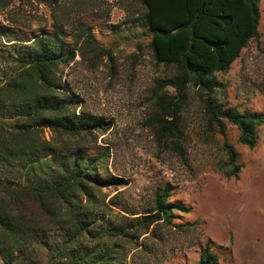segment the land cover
I'll return each mask as SVG.
<instances>
[{
  "label": "rangeland",
  "instance_id": "rangeland-1",
  "mask_svg": "<svg viewBox=\"0 0 264 264\" xmlns=\"http://www.w3.org/2000/svg\"><path fill=\"white\" fill-rule=\"evenodd\" d=\"M258 7L259 39L248 43L227 73L215 75L213 96L221 109L264 118V0ZM143 13L136 0H60L50 8L38 0H0V78L14 69V51L34 37L59 34L68 51L83 46L89 29L104 52L84 47L58 74L77 103L76 114L109 125L80 142L69 140L89 155H103L102 177L121 180L95 191L97 204L90 208L133 227V218L149 215L155 191L169 186V201L188 211L175 213L170 225L129 230L128 238L117 241L121 264H198L205 247L216 264H264V124L249 149L239 143L235 126L209 123L206 96L189 87L179 115L181 154L165 146L153 118L158 99L175 91L158 81L172 78L176 69L152 58ZM42 137L51 134L45 129ZM225 145L238 155L236 177ZM36 204L28 199L11 208L43 227L17 253L19 264H51L68 233L66 222H47Z\"/></svg>",
  "mask_w": 264,
  "mask_h": 264
},
{
  "label": "trees",
  "instance_id": "trees-1",
  "mask_svg": "<svg viewBox=\"0 0 264 264\" xmlns=\"http://www.w3.org/2000/svg\"><path fill=\"white\" fill-rule=\"evenodd\" d=\"M59 1L38 0L49 8ZM136 1L144 9L140 23L148 32L152 58L158 65L176 69L172 78L158 81L160 88L175 91L156 103L153 123L163 144L181 154L179 115L192 87L206 96L209 123L221 128L223 121L228 122L238 129L239 143L254 148L264 118L250 110L221 109L213 94L215 75L227 73L248 43L259 39V0ZM86 35L82 47L66 51L59 34L42 33L14 51V69L0 78L1 264H19L17 253L43 228L11 209H20L28 199L38 204L36 210L47 222L68 226L51 264H121L117 241L128 238L129 230H137V225L142 230L170 225L175 213L188 212L182 203L169 201V186L155 191L149 215L133 218L137 223L133 227L90 208L97 204L95 191L118 186L121 180L101 176L103 155H89L80 143L76 147L69 143L109 129L100 120L76 114L77 103L61 87L60 67L73 62L76 51L81 56L84 47L104 52L89 29ZM45 129L51 134L49 140L42 137ZM225 148L230 174L236 177L241 169L236 164L238 155L228 145ZM198 264H216L208 247Z\"/></svg>",
  "mask_w": 264,
  "mask_h": 264
}]
</instances>
